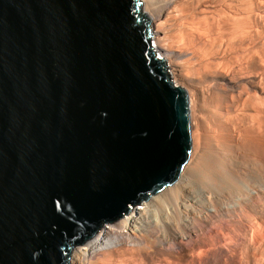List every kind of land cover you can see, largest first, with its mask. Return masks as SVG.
Returning <instances> with one entry per match:
<instances>
[{"label":"water","instance_id":"1","mask_svg":"<svg viewBox=\"0 0 264 264\" xmlns=\"http://www.w3.org/2000/svg\"><path fill=\"white\" fill-rule=\"evenodd\" d=\"M141 6L0 0V264H71L190 159V97Z\"/></svg>","mask_w":264,"mask_h":264},{"label":"bare ground","instance_id":"2","mask_svg":"<svg viewBox=\"0 0 264 264\" xmlns=\"http://www.w3.org/2000/svg\"><path fill=\"white\" fill-rule=\"evenodd\" d=\"M141 1L142 13H146L147 16L151 19L152 35L150 40L153 46V50L155 51V55L158 59H164L166 70L168 74H170L169 77L175 85L181 86L190 92L191 89L189 90L190 87H187V85L196 84V80L191 76L193 74L190 75L188 72L191 70V68H197L195 69V71L198 69L199 71L202 70L212 78V81L210 82H212L211 85L213 87L215 86V90L216 87L218 88V86L222 90H225V87H228V89L226 90H228V93H230V97H232L231 101H224V104H222V102H220L221 104L216 103L220 104V107H218L219 121H217L216 123L222 133L221 138L224 137L225 140L227 138V141L233 140L235 143L233 145L237 144V148L241 150V147H243L241 144V139H243L242 137L244 136L243 133H245L246 131L247 133H251L253 140L249 141L251 136L250 134H248L249 139L247 137L248 140L246 141H249L250 143L253 142V145L248 142L250 145H252V147L247 146L249 144H246V141L244 140L246 144L245 147H250L252 153L256 156V158L259 157L260 162L257 161L259 163L255 165L256 172H250L249 174H246L247 177H245L248 184H250L251 186H256L257 183L264 184V73L259 74L260 76H258L257 79L255 78L256 76L253 77L250 73H248L250 71L252 73L253 69H257V72H260V70L264 71V68H261L262 66H264V43L262 44L264 39L262 42H260L261 44L258 42V44H256L255 42L256 40H259L258 38L259 36H261L260 34L264 33V29L258 28L259 26L254 24L255 21L252 19V15L250 16L251 12L254 10L255 3L252 6L253 1L250 3L244 2V0ZM246 7L248 11L245 9ZM262 18L263 17H261V19ZM257 67H260L261 69L258 71L259 68ZM247 74H250L251 78H255L249 79V85L258 87L260 91L263 92L262 96L258 97L254 94V92L253 94L247 92L243 95V90L247 88V86L245 87L244 85V87L242 88V92H239L241 94L238 95L237 92H234V89H236L235 87L240 86L237 85V79L243 78V76L247 77ZM252 89L253 88H251L250 91H252ZM224 92L227 93V91ZM224 92H222L221 97H223ZM234 93H237V96H234ZM218 117H214L215 119L213 118V121H216V118ZM231 130L233 131L231 132ZM246 136H244V138ZM221 138L219 137V139ZM224 138H222V140ZM218 142L221 141L218 140ZM208 143L211 144V146L213 145L212 150L214 151V154H210V152L207 151V147H201V152L198 153L199 155L194 156L193 153H191L190 159L188 160L187 164L181 172L180 177L175 183L166 187L161 192L152 195L149 199L143 200L139 203L141 205L135 204V206L131 208V211L127 216H121L116 220H112V222L107 221L105 224L103 223L100 226L101 229L98 230V233L95 236H92L82 244L75 246L72 252L73 256L71 255L70 258L71 264H110L112 263V261L117 260V258H123L126 254L131 253L133 255H136V251L140 250V248L142 247L141 244L145 243V237L144 235L142 236L134 234L131 231V229L135 227V224H137L138 221L142 219V215H136L135 212L137 209H141L143 212L141 211L139 213L143 214L145 211L144 214L148 212V216H151L152 214L150 213H152L153 206L150 209L148 208V206H151L152 202L160 205L158 206L161 207L159 208V210L162 209L164 216L168 213L169 210L166 203L170 202V199L172 201V197L176 202L179 203L178 205H180V207H185L187 202H193L194 200L196 203L199 202V205L202 203L201 206L203 207L205 205L203 203L204 198L206 197L205 193H211V196L209 198L213 205H215L217 214L219 216H222L223 205L221 204V202L225 201L224 199L226 198L228 199L233 192L235 193L234 189H241L238 186V181L239 178L244 176V174L242 173L241 159H238L240 161L236 160L237 158H239L237 154L235 157V160L237 162H235V160L233 159L232 161L228 160V162H225L224 153L228 151H225L226 147H224V144H222L221 148H219L220 145L217 146L215 144L216 141L214 143L213 139H210ZM218 149L219 151L222 149V152L219 153L217 151ZM216 159L217 164L219 163L218 169H216ZM227 174L231 175V181L229 183L226 182L219 185V181L222 180L223 176ZM192 182L194 184H192ZM191 185H197L196 190H190ZM203 185H205L206 189L203 187ZM216 186H218V190H216ZM248 200H245L246 202L244 204L242 203L244 209L250 211L253 214L252 218L250 215L251 219H249V222L247 221L249 224L246 223L248 227L246 226L245 221H243V218L240 216V214L235 216L234 213L233 215L235 217L229 220L227 218V222H223L224 219L222 218L218 219V224L216 223L217 219L214 220V222H211V224L209 223V220H199L202 221V223L200 222V227L202 228L200 229L202 230V233H196L197 237H195L193 240L200 243L199 245H202L204 247L210 245L212 247V244L223 238L221 232L224 229L227 230L231 228L230 231H232V233L234 232V236H238V234H240V236L243 235L249 245H264V230L263 238L261 237L262 239L256 237V234H258L257 230L259 228L257 226L261 224L259 222L260 218L258 216H261L259 209L260 204L256 205L254 201L252 202V204ZM259 202L261 203V200ZM261 207L264 209L263 206ZM162 211L160 210V212ZM248 214L250 213L248 212ZM178 221L180 224L179 227L177 226L178 228H180L178 229V231H176L177 229H174L171 224V226H167L165 224L167 226V237H175L179 232H182L184 230V228L186 227L184 217L180 215ZM219 225H221V227ZM262 226L264 225L262 224ZM195 230H197V228H195L194 231ZM228 233L230 234V232ZM156 244L157 243H155V245ZM185 246L181 247L183 248L182 251L179 250L184 254H186L188 250V248H185ZM205 249L206 248H204V250ZM205 251L206 252L204 253L206 254L204 255L203 253L200 259L198 258L195 260V263L220 264L224 259L225 255L223 250H221V254L219 255L220 257L217 258L214 257V252H212V250L207 249ZM121 262L123 261L121 260Z\"/></svg>","mask_w":264,"mask_h":264},{"label":"rangeland","instance_id":"3","mask_svg":"<svg viewBox=\"0 0 264 264\" xmlns=\"http://www.w3.org/2000/svg\"><path fill=\"white\" fill-rule=\"evenodd\" d=\"M252 1H253L252 6L255 3L254 4V10H253L254 13L252 11L251 14L250 13L249 14H250V16L252 15L251 17L255 21L254 24H256L257 26H259L258 28L264 29V21H263L264 20L263 19L264 18V0H257V1L256 0H250V1H248V0L245 1L244 0V2H250V3ZM245 9L248 11L247 7ZM262 14H263V16H262ZM258 16L263 17L262 18L263 20L261 19V17H258ZM260 35L261 36H259V38H258L259 40L258 41L257 40L255 41L256 44L262 42L263 39H264V33H262ZM263 43H264V41L262 42V44ZM178 67H181V66H178ZM260 67H257V68H259L258 71L261 68L262 69L264 68V66H262L261 68ZM195 69H197V68H191V70L188 73L190 75L193 74L191 76L195 78L196 84H194V85H187V87L188 86L190 87L189 90L191 89V91L190 92L188 91V92H189V96H190V104L192 103L190 105L192 139H193V142H192L193 149H192V152L191 153H193L194 156L195 155H199L198 153L201 152L200 151L201 150V147H204V148L207 147V151L210 152V154H214V151L212 150L213 145L211 146V144L208 143V141H210V139H213V142L214 143L216 141L215 144L217 146L220 145L219 148H221L222 144H224V147H226L225 151H228V152H225L226 154L224 153V158H225L224 161L225 162H228V160H231L232 161V159L235 160L236 154L239 157L236 160L237 161H240L238 159H241L242 173L244 174V176L241 177V178H239L238 186H239V188H241L240 190H242L243 192L240 191L239 189H238L239 191L237 189H236L237 191L234 189L235 193L233 192L231 194V196H229L228 199L226 198V199H224L225 201H222L221 202V204L223 205V206L221 205L222 208H223L222 209L223 210L222 211V213H223L222 216L223 217L222 216H219L217 214L216 207H215V205H213V203L211 202V200L209 198L211 196V193L210 194L209 193H205L206 197L205 196L204 197L206 199L204 198V202H203L206 205V206L204 205L205 207L204 206L203 207L201 206L202 203L200 205L198 204L199 202L196 203L195 200L193 202L192 201L187 202L185 207H180V205H178L179 203L176 202L174 200V198L171 196L172 197V201L170 199V202L166 203L167 204V207L169 209L168 210V213L166 215H164V216H163L162 209H160L162 212H160V210H159V208H161V207H158V206H160V205L159 204L157 205V203H154V202L151 203V206L150 205L148 206L149 209L153 206L152 207V213H150V214H152L151 216H148V214H147L148 212L146 214H144L145 211H144V213H143L144 215H143V214L139 213L142 210L141 209H137L138 211L136 210L135 213H136V215L137 214L138 215H142V217H141L142 219H140V221H138V223L135 224V227L133 229H131V231L134 234H138V235H142V236L144 235V237H145V241L144 242L145 243L144 244L142 243L141 246L142 247L145 246V247L144 248L141 247L142 249L140 248V250L136 251L137 252L136 255H133L131 253H129L130 255L129 254H126L127 256L126 255L124 256L125 258L124 257L123 258H120V259L117 258V260L112 261V263H110V264H200V263H195V260L198 259V258L200 259L201 256H202V254L204 252H206L205 250H207V249L212 250V252H214V257H216V258L217 257H220L219 255L221 254V250L224 251V255L225 256H224V259L222 260V262L220 264H264V245L263 244H259L257 246L249 245L248 242H247V240L244 238L243 235L240 236V234H238L239 237L236 236V235L234 236V232L232 233V231H230L231 228L230 229H227V230L224 229L222 231L223 233L220 230L223 238L219 239L217 242L215 241L216 243L212 244L213 245L212 247H211V245L210 246H207V247H204L202 245H199L200 243H198V242H196V241L193 240L195 237H197V234L196 233H198V234H201L202 233V230H201L202 228L200 226H201L202 221L205 220V219L206 220H209V223L210 224H211V222H214V220H216V219H217L216 220V223L217 222L219 223V220L218 219H220V218L224 219L223 222H227L226 221L227 218L229 220V219L235 217L236 215L240 214V216L243 218V221H245V224L246 223L249 224L248 223L249 222V219L252 218V215L253 214L250 211L244 209V207L242 205V203L244 204L248 199H250L248 201H250L251 203L254 201L256 205L257 204L258 205L260 204L261 206L264 207V204H262V203H264V190H263L264 189V184L263 183L262 184L261 183H259V184L257 183L256 186L253 185L254 186L253 187L250 184H248L247 179H246V177H247L246 174H249L250 172H252V173H255L256 172V170H255L256 169L255 168L256 166L255 165H257L260 162L259 161V157L256 158V156L252 153V150L250 149V147L249 148L248 147H245L246 144H249L250 143L249 141L253 140V137H252L251 133H247V131L245 133L242 132L244 136H246V135L247 136L245 137L246 139L244 138V136L243 137L241 136L243 139H241V137H240L241 144L243 146V147H241V150H239V148H237L238 147L237 144L236 145H233V144H235L233 140H228L227 141V138L225 140L224 137H222V138H224L222 140V138H221V134L222 133H221V131H220V129H219L217 123H216L217 121H219V117H218L219 108L218 107H220V104H221L220 102H222V104H224L223 103L224 101H227V100L231 101V98L232 97H230V93H228V90H226V89H228V87H225V90H222L218 86L219 90H218L217 87H216V90H215V88H214L215 86L213 87L211 85L212 82H210V81H212V78L209 77L202 70L199 71V69H198V70H196L197 71L196 72ZM193 71H194V73H193ZM202 72H203V74H202ZM260 72H257V69H255V70L253 69L252 70V73H251V71L248 72V73H250L251 76H253V77L256 76L255 78L257 79V77L260 76L259 74H263L264 73L263 70L262 71L260 70ZM250 74H247L248 75L247 77L243 76V78H238L239 80L237 79V81H238L237 82V85H240V86L239 87H235L236 89H234V92H237L238 95H239V94H241L239 92H242V88L244 86L245 87L247 86V88H245V90H243V92H242L243 95L246 94L247 92H250V94H253V92H254V94L256 96L260 97V96L263 95V92L260 91V89L258 87L251 86L248 83L249 82V79H255V78H251ZM204 77H205V79H204ZM206 77H208V78H206ZM208 87H210V88H208ZM251 88H253L252 91H250ZM239 90H241V91H239ZM224 91H227V93L224 92ZM222 92H224L223 97H221ZM237 93L236 94L234 93V96H237ZM219 94H220V96H219ZM217 97L218 98L220 97L219 99H221V100H219ZM216 103H220V104H216ZM214 117H218V118H216V121H213L215 119ZM232 131L233 130H231V132ZM248 134H250V136L252 137V139H251V137L249 139V135ZM214 136H215V138H214ZM219 137L221 139H219ZM247 137L249 139V141H248L249 143L246 141V140H248ZM214 139H216V140H214ZM218 140L221 141V142H223V141L224 142L221 143V142H218ZM244 140L246 141V144H245V141ZM225 142H227V143H225ZM206 144H207V146H206ZM243 144H245V145H243ZM250 144L253 145V142H251ZM250 144L247 145V146H251L252 147V145H250ZM221 150L219 151V149H218L217 151L220 153V152H222ZM234 152H236V153H234ZM245 152H248V153H245ZM232 156H233V158H232ZM236 160H235V162H237ZM257 161H259V162H257ZM200 165H201V162H200ZM246 165H247V167H246ZM203 167H205V166H203ZM218 168H219V163L217 164V159H216V169H218ZM245 170H247V171H245ZM208 179H209V177H208ZM223 179H224V181H223ZM223 179L219 181V185H221L223 183H226V182L229 183L231 181V175L230 174H227V175L223 176ZM192 184H194V183L192 182ZM238 186H237V188H238ZM203 187L206 189L205 185H203ZM190 188H191L190 190L194 191V189L196 190L197 185H194V186L191 185ZM217 188H218V186H216V190H218ZM246 188L248 189V191H247ZM245 198H247V199H245ZM239 200H241V201H239ZM260 200H261V203L259 202ZM236 202H238V203H236ZM237 204H239V205H237ZM139 205H141V204H139ZM260 205H259V209H260L261 216L260 215H258V216L260 218L259 219V222L261 224L259 226H257L259 228L257 230V233L258 234H256V237L259 238V239H262L263 238V230H264V226H262V224L264 225V222H263L264 221V215H263L264 214V209ZM133 206H135V205H133ZM133 206H132V208H133ZM154 206H156V207H154ZM198 206L201 207V208H199ZM247 211L250 214H248ZM128 213L123 214V216H127ZM233 213H234L235 216L233 215ZM180 215H182L184 217L186 227L184 228V230L182 232H179L175 237H167V226H171L172 225V227L174 229H177L176 231H178V229H180V228H178L179 225H180L179 224V221H178ZM250 215H251V218H250ZM224 217H226V218H224ZM247 217H249V218H247ZM199 220H202V221H199ZM105 223L106 222H104V224ZM197 224H199V225H197ZM247 224H246V226H247ZM165 226H166V228H165ZM219 226L221 227V225H219ZM262 227H263V229H262ZM195 228H197V230L194 231ZM228 232H230V234ZM97 233L98 232H96L93 236H95ZM150 235H152V236H150ZM185 242H187V243H185ZM155 243H157V244L155 245ZM78 245H80V244H78ZM178 245H179V247H178ZM154 246H155V248H154ZM184 246H185V248H188V250L186 249L187 250L186 254H184L183 252H180L179 251V250L182 251L183 248H181V247H184ZM203 247L206 248V249L204 250ZM171 249H174V250H171ZM201 250H202V252H201ZM205 254L206 253H204V255ZM72 256H73V254H72ZM121 260L123 262H121ZM70 262H71V260H70Z\"/></svg>","mask_w":264,"mask_h":264}]
</instances>
